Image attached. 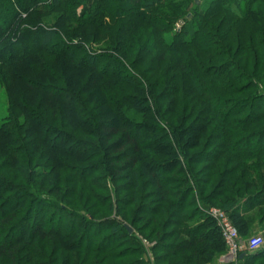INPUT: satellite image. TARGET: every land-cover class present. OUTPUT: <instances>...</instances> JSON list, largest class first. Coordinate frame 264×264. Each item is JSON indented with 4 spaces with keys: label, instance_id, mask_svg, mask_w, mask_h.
I'll use <instances>...</instances> for the list:
<instances>
[{
    "label": "trees",
    "instance_id": "1",
    "mask_svg": "<svg viewBox=\"0 0 264 264\" xmlns=\"http://www.w3.org/2000/svg\"><path fill=\"white\" fill-rule=\"evenodd\" d=\"M16 1L0 264H220L211 207L264 239V0Z\"/></svg>",
    "mask_w": 264,
    "mask_h": 264
},
{
    "label": "built area",
    "instance_id": "2",
    "mask_svg": "<svg viewBox=\"0 0 264 264\" xmlns=\"http://www.w3.org/2000/svg\"><path fill=\"white\" fill-rule=\"evenodd\" d=\"M204 212L215 222L226 249L225 254L219 259L220 264H237L241 254L253 255L264 245V239L261 235H255L242 241L237 229L225 212L216 208H209ZM139 240L146 250L154 245V243L141 237H139Z\"/></svg>",
    "mask_w": 264,
    "mask_h": 264
},
{
    "label": "rangeland",
    "instance_id": "3",
    "mask_svg": "<svg viewBox=\"0 0 264 264\" xmlns=\"http://www.w3.org/2000/svg\"><path fill=\"white\" fill-rule=\"evenodd\" d=\"M25 1H27V0H17L16 1V5H17V8H19L20 6H23V5H25L26 6V3H25ZM38 1V0H37ZM40 1V0H39ZM89 2H90V0H88ZM12 2H10V4H11ZM83 10L82 9H79L78 10V13L80 14L81 12H82ZM211 208H216V209H219V208H217V207H211ZM260 234H262V231L261 230H259V229H252L251 231H249V232H247V234H246V236L248 237V238H250V237H252V236H255V235H260ZM145 251H146V256H147V259L149 260V264H153V256H152V253L150 252V249H148V250H146L145 249Z\"/></svg>",
    "mask_w": 264,
    "mask_h": 264
},
{
    "label": "water",
    "instance_id": "4",
    "mask_svg": "<svg viewBox=\"0 0 264 264\" xmlns=\"http://www.w3.org/2000/svg\"><path fill=\"white\" fill-rule=\"evenodd\" d=\"M196 3H198V2L196 1ZM125 228H126V230L128 231L129 234L132 233V229L129 226L126 225ZM244 256H245V254H241L239 256V259H242Z\"/></svg>",
    "mask_w": 264,
    "mask_h": 264
},
{
    "label": "crops",
    "instance_id": "5",
    "mask_svg": "<svg viewBox=\"0 0 264 264\" xmlns=\"http://www.w3.org/2000/svg\"><path fill=\"white\" fill-rule=\"evenodd\" d=\"M218 263H219V261H218Z\"/></svg>",
    "mask_w": 264,
    "mask_h": 264
}]
</instances>
